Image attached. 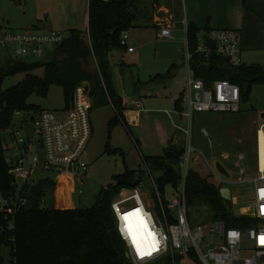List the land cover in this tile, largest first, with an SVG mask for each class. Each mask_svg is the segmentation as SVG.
<instances>
[{
  "label": "trees",
  "instance_id": "1",
  "mask_svg": "<svg viewBox=\"0 0 264 264\" xmlns=\"http://www.w3.org/2000/svg\"><path fill=\"white\" fill-rule=\"evenodd\" d=\"M138 1L90 0L88 36L82 31H69L65 41L56 46L52 57L42 62L27 63L12 56H9L7 67L0 62V192H16L12 186L14 179L6 164L9 149L5 146L3 134L12 128L17 112L33 115L43 112L29 104L31 96L46 98L53 86H60L64 89L66 109H69L77 89L88 82L95 106L102 107L111 104V101L114 104L117 112L111 127L126 125L123 103L117 99L111 85L109 53L114 49L124 50L121 46L122 34L135 26ZM199 33V28L193 25L188 29V46L193 54L199 46ZM93 62L94 69L91 68ZM191 66L196 76L208 85L229 81L240 86L243 98L244 83L247 82L249 87L264 83V68L252 65L232 69L216 54L209 62L195 55ZM37 70H43L44 75H35ZM19 74L26 75L24 81L2 91L4 80ZM171 77L169 72L151 82L167 81ZM185 152L184 145H171L162 157L144 158L147 168L161 175L162 192L168 184L179 185V162ZM218 157L212 158L222 159ZM210 179V176L203 177L191 170L186 190L189 209L199 211L201 219L206 214L205 224L222 220L227 227L242 231L254 226V220L234 216L232 203L221 195L223 188ZM143 180H146V169L139 172L127 170L116 177V187L103 191L97 205L86 210L56 208L54 194L57 185L53 180L25 186L21 194L27 205L16 216L13 230H8V223L0 220V264H130L126 245L116 230L112 203L123 190H132ZM192 217L196 216L193 214Z\"/></svg>",
  "mask_w": 264,
  "mask_h": 264
},
{
  "label": "built area",
  "instance_id": "2",
  "mask_svg": "<svg viewBox=\"0 0 264 264\" xmlns=\"http://www.w3.org/2000/svg\"><path fill=\"white\" fill-rule=\"evenodd\" d=\"M161 35L162 38L174 39L171 29H164ZM206 37L216 43L217 49L208 47L205 38L199 39L195 54L191 53L188 47L185 58L188 85L184 93L174 99L182 109V116L189 122L187 135L190 139L188 152H185L179 162V185H168L167 188L173 191L169 198L168 194L161 191L160 185L149 171L147 182H142L132 189L130 196L117 198L112 203L116 230L126 245L130 264H264V243L260 242V237L264 236V197L261 195L264 192V124L257 130L256 170L245 180L225 179L214 168V159L202 154L209 176L216 180L214 183L223 189L231 190L232 199L229 202H237L233 188L239 197L248 199V206L243 209L233 205V213L238 218L247 217L254 220V226L242 231L227 227L226 222L222 220L192 226L186 190L192 170V153L195 150L191 144L194 118L197 114L238 113L241 111L243 100L240 86L229 81H216L208 85L196 76L191 66L195 55L209 62L216 54L226 60L232 69L243 67L241 32L210 30ZM65 39L66 35L62 32L44 36L32 32L24 35L4 33L0 34V52L18 60H24L23 58L31 52L35 58L42 59L47 54L46 46H58ZM121 46L129 53L135 52V49L130 47L128 31L122 34ZM11 47L14 48L12 53ZM111 105L117 112L112 101ZM91 110L90 89L86 84H82L76 91L72 107L62 114L43 111L39 115L31 116L27 122L32 129L30 134L24 135L23 129L13 124L9 132L14 146L11 149L8 147L11 153L6 155V164L10 176L14 179L12 186L16 192H0V220L8 223V230H13L16 216L27 205L21 191L25 186L35 184L32 179L36 173L72 175L81 188L85 186L89 171L85 158L93 135ZM23 114L25 113L17 112L15 119ZM19 180L24 183L22 187L18 184ZM247 186H252V193L247 190ZM243 188L246 190L240 195ZM152 198L158 202L160 216L152 211ZM136 209L140 210L158 241V251L149 256L141 257L137 254L122 219L124 214Z\"/></svg>",
  "mask_w": 264,
  "mask_h": 264
},
{
  "label": "rangeland",
  "instance_id": "3",
  "mask_svg": "<svg viewBox=\"0 0 264 264\" xmlns=\"http://www.w3.org/2000/svg\"><path fill=\"white\" fill-rule=\"evenodd\" d=\"M88 9L89 0H0V34L24 35L32 32L44 36L53 32L67 34L71 30L85 32ZM160 34L161 32L154 28H133L129 30L130 47L134 48L136 53L130 54L124 49L112 51L110 54V69L114 79L117 67H123L127 96L139 99L143 96L144 98V94L136 90L135 86L139 85V82L142 84L148 82L159 74L167 75L170 70H173L174 78L167 88H161L160 91H165L164 98L171 100L186 90L188 85V73L184 63L188 50L186 33L174 32V40L163 39ZM13 49V47L10 48L11 53ZM45 49L47 54L44 58L37 59L29 52L23 58L24 61L36 63L48 60L55 53L56 46L48 45ZM11 58L14 59L13 56ZM9 59L8 54L0 52V62L3 66L7 67ZM242 60L246 66L256 65L264 68V50L245 49ZM122 62L124 66L121 65ZM91 68H96L94 62ZM177 68L181 71H177ZM34 74L42 77L44 71L37 70ZM25 78V74L8 77L2 84V91L17 86ZM244 90L245 95L240 112L224 115L197 114L194 118L191 144L195 150L192 153L191 169L203 177H208L209 171L204 164L202 154H209L211 158L220 156L222 163L232 173L233 179L245 180L256 170L257 130L264 124V83H256L249 87L246 82ZM29 104L43 111L62 114L66 110L64 89L53 86L46 98L33 95L29 99ZM91 114L93 136L87 147L85 158L89 165L85 186L81 188L72 175L39 172L32 179L35 184L50 179L60 185L61 194L58 190L54 194L61 196L60 201L54 196L56 208L61 206L60 208L64 210L93 209L103 191L106 189L110 191L111 188L116 187L117 176L124 174L127 170L143 169L144 158L159 157L165 153V146H162L157 137L152 135L151 128L145 123L139 130L131 127L132 135L123 124L112 128L111 122L115 112L111 105L94 106ZM31 116L34 115L25 113L14 121L18 128L23 129L24 135L32 131L30 124H27ZM178 126L189 129L186 121H179ZM3 139L6 147L11 149L14 146L9 131L3 134ZM189 142V135H186L184 140L186 153ZM10 153L8 151L7 155ZM159 177V175L155 176L156 179ZM210 180L216 181L213 177ZM18 184L22 187L24 183L19 180ZM242 190L240 195L246 188ZM247 190L252 193V186H247ZM128 192L123 191L122 194L127 195ZM168 193L170 194V191ZM233 195L237 202H231L232 205L239 209L248 206V199L239 197L235 188H233ZM151 207L152 211L160 216L161 211L155 198L151 200ZM193 214L198 218H193ZM190 216L193 227L203 223L207 218L205 214L201 219L199 211L193 210H190Z\"/></svg>",
  "mask_w": 264,
  "mask_h": 264
},
{
  "label": "crops",
  "instance_id": "4",
  "mask_svg": "<svg viewBox=\"0 0 264 264\" xmlns=\"http://www.w3.org/2000/svg\"><path fill=\"white\" fill-rule=\"evenodd\" d=\"M136 9L138 19L133 28H154L160 32L164 29H171L172 36L174 32L182 31L186 33L187 46L188 29L191 25H193L200 30L199 39L206 38L209 30H236L241 32L243 38L242 55L245 49L264 50V0H247L246 3L245 0H139L136 4ZM86 16L87 31V29H89V9ZM67 34H65L66 37ZM160 36L162 38L161 34ZM112 51H115V49ZM112 51L109 53V61ZM135 53L136 50L130 54ZM185 58L186 55L184 57V63L186 64ZM122 63L121 65L124 66V63ZM243 66L246 65L243 63ZM228 67L230 66L228 65ZM116 70L117 73H115L114 79L110 69L111 85L117 99H120L123 103V107L125 109V121L128 125H125V127H128L129 134L132 135V131L130 129L131 127L139 130L143 127V123H145L151 128L152 135H155L159 140V143L162 146H165V150L171 145H184L188 128H180V126H178V122H188V120L182 116V109L174 101L175 98H171V100L175 103L174 104L170 98H164L165 91H160L162 87L167 88L173 80V70L169 71L172 74L170 80L151 82L157 77L156 76L148 82L143 84L139 82V85L135 86L136 90L144 94V98H148L145 101L143 100V96L142 99L127 96L128 91L126 89V81H124L123 77V67H117ZM177 71L180 72L181 69L179 70V68H177ZM158 76L163 75L159 74ZM83 84H87L86 87L90 89L91 93V84L88 82ZM90 101L93 109L95 105L91 96ZM108 105L111 104L108 103ZM111 108H113L112 105ZM138 137H141L139 133ZM135 146L138 147V145ZM141 169L134 170L133 172H139ZM143 169H146V180H143L142 182H147L150 171L154 178L155 176H160L159 179L155 178L157 183L160 185V181L162 179L160 174L153 173L146 165L143 166ZM168 185L165 186L164 193L168 194L170 197L172 196L173 191L171 188H167ZM148 189H150V187H148ZM57 190L60 191L59 194H61L60 185L58 184L56 192ZM123 191L129 192L125 195V193L122 194ZM123 191L117 196V198H126L130 196L131 190L125 189ZM169 191L170 194L168 193ZM55 196L57 197V200H61L60 195L58 196L56 194ZM60 207H58V209H62Z\"/></svg>",
  "mask_w": 264,
  "mask_h": 264
},
{
  "label": "snow or ice",
  "instance_id": "5",
  "mask_svg": "<svg viewBox=\"0 0 264 264\" xmlns=\"http://www.w3.org/2000/svg\"><path fill=\"white\" fill-rule=\"evenodd\" d=\"M261 195L264 197V192ZM122 219L125 221V229L139 256H149L158 251L156 235L149 229V225L139 209L124 214ZM260 242L264 243V236L260 237Z\"/></svg>",
  "mask_w": 264,
  "mask_h": 264
},
{
  "label": "water",
  "instance_id": "6",
  "mask_svg": "<svg viewBox=\"0 0 264 264\" xmlns=\"http://www.w3.org/2000/svg\"><path fill=\"white\" fill-rule=\"evenodd\" d=\"M89 29L85 32V35L88 36ZM206 45L210 47L212 50H216V43L212 41L210 38H205ZM87 85V84H86ZM264 118V115H263ZM214 168L216 171L223 176L225 179L230 180L232 179V173L225 167V165L222 163L220 159H214L213 161ZM221 195L226 201H231V190L229 188H224L221 190Z\"/></svg>",
  "mask_w": 264,
  "mask_h": 264
}]
</instances>
